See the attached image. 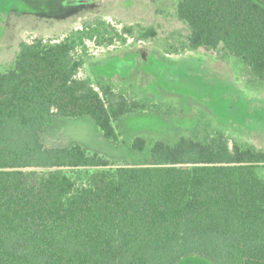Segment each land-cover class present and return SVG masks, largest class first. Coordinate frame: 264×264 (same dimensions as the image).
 <instances>
[{
    "label": "trees",
    "instance_id": "trees-1",
    "mask_svg": "<svg viewBox=\"0 0 264 264\" xmlns=\"http://www.w3.org/2000/svg\"><path fill=\"white\" fill-rule=\"evenodd\" d=\"M177 14L190 49L223 45L264 82V0H181ZM79 31L21 42L14 67L0 72V264H178L192 254L264 264V150L218 131L206 141L157 140L150 161L135 166L77 143H43L54 116L91 117L119 143L114 123L145 108L79 77ZM146 146L142 137L132 144ZM77 169L91 170L80 181Z\"/></svg>",
    "mask_w": 264,
    "mask_h": 264
},
{
    "label": "rangeland",
    "instance_id": "rangeland-1",
    "mask_svg": "<svg viewBox=\"0 0 264 264\" xmlns=\"http://www.w3.org/2000/svg\"><path fill=\"white\" fill-rule=\"evenodd\" d=\"M181 0H0V72L14 67L21 42L83 35L79 77L110 84L145 108L114 123L107 140L91 117H52L42 132L49 147L77 143L117 165H144L155 141H206L224 132L230 144L264 150V82L223 45L189 48L191 29L177 14ZM132 27V33H125ZM156 35L140 39L142 30ZM78 30V31H77ZM142 38V37H141ZM147 139L144 152L134 139ZM71 171L76 179L91 169ZM178 264H215L192 254Z\"/></svg>",
    "mask_w": 264,
    "mask_h": 264
}]
</instances>
